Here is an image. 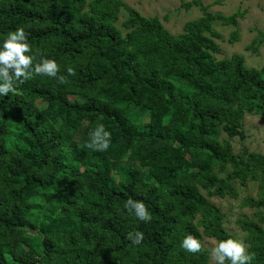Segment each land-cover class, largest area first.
<instances>
[{
  "label": "trees",
  "instance_id": "1",
  "mask_svg": "<svg viewBox=\"0 0 264 264\" xmlns=\"http://www.w3.org/2000/svg\"><path fill=\"white\" fill-rule=\"evenodd\" d=\"M184 6L203 15L174 35L121 0H0V46L23 26L34 63L76 72L0 96V264H209L206 248L191 254L181 241L238 239L208 195L236 200L249 182L258 197L241 206L255 218L237 223L252 264H264V155L232 146L246 139V114L264 120V68L216 57L215 25L237 27L244 13ZM98 124L111 132L105 152L87 147ZM128 199L152 220L130 215Z\"/></svg>",
  "mask_w": 264,
  "mask_h": 264
},
{
  "label": "rangeland",
  "instance_id": "2",
  "mask_svg": "<svg viewBox=\"0 0 264 264\" xmlns=\"http://www.w3.org/2000/svg\"><path fill=\"white\" fill-rule=\"evenodd\" d=\"M91 1V0H88ZM128 6L135 8L147 18L158 17L165 28L172 34L183 32L185 24L202 17L203 12L199 6L185 7L184 3L195 0H121ZM197 1V0H196ZM212 13H221L225 16L237 12L244 13V17L238 18V26L222 25L217 23L215 30L222 36L217 39L221 48V54L217 59L231 58L233 55H241L245 58V64L250 68H264V40L259 34H264V0H200ZM127 19V13L123 10L120 15L119 28ZM237 30L239 39L231 43L232 33ZM259 36V37H258ZM258 37V38H257ZM257 39V40H256ZM256 40V42H254ZM244 130L246 139L241 141L239 137L232 140L235 153H241L246 148L247 153L255 152L264 155V120L260 115L246 114L244 118ZM227 137L226 134L223 135ZM238 199L234 200L210 196V200L225 213V226L228 231L235 234L238 239L244 236L237 221L242 217L255 218L256 208L242 207L245 199L258 197V184L249 182L246 186L237 184ZM217 243L215 239L205 237V248L209 251ZM209 264H214L211 256Z\"/></svg>",
  "mask_w": 264,
  "mask_h": 264
},
{
  "label": "clouds",
  "instance_id": "3",
  "mask_svg": "<svg viewBox=\"0 0 264 264\" xmlns=\"http://www.w3.org/2000/svg\"><path fill=\"white\" fill-rule=\"evenodd\" d=\"M28 33L23 26H18L15 31H10L7 38L0 46V96H8L15 93L19 85L34 78V76H46L57 79L61 84L68 83V76H75L72 67L66 69L67 75L61 74V69L54 59L41 58L29 55L32 47L28 42ZM87 147L95 151L105 152L110 147L111 132L107 131L103 124H98L89 133ZM124 209L130 215L142 222H150L152 215L146 205L141 201L128 199L124 203ZM127 239L134 245L144 241L142 232H130ZM181 248L188 253L197 254L205 250V245L189 234L181 241ZM255 253L248 251V245L241 239H226L214 244L210 249V256L214 264H252Z\"/></svg>",
  "mask_w": 264,
  "mask_h": 264
},
{
  "label": "water",
  "instance_id": "4",
  "mask_svg": "<svg viewBox=\"0 0 264 264\" xmlns=\"http://www.w3.org/2000/svg\"><path fill=\"white\" fill-rule=\"evenodd\" d=\"M247 152H248V151H247V149L245 148V149H244V154L247 155V154H248Z\"/></svg>",
  "mask_w": 264,
  "mask_h": 264
}]
</instances>
